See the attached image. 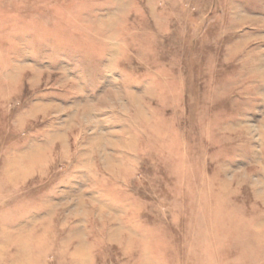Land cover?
Masks as SVG:
<instances>
[{
	"label": "rangeland",
	"instance_id": "obj_1",
	"mask_svg": "<svg viewBox=\"0 0 264 264\" xmlns=\"http://www.w3.org/2000/svg\"><path fill=\"white\" fill-rule=\"evenodd\" d=\"M0 264H264V0H0Z\"/></svg>",
	"mask_w": 264,
	"mask_h": 264
}]
</instances>
